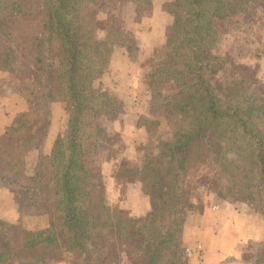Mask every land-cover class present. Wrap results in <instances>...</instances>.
Returning a JSON list of instances; mask_svg holds the SVG:
<instances>
[{"label":"trees","instance_id":"1","mask_svg":"<svg viewBox=\"0 0 264 264\" xmlns=\"http://www.w3.org/2000/svg\"><path fill=\"white\" fill-rule=\"evenodd\" d=\"M250 1L163 0L159 10L171 17L166 26V58L146 72L155 93L150 105L159 113L154 118L137 117L142 130L137 147L143 150L163 123L171 125L174 133L169 141L153 146L157 154L148 156L140 168L120 164L115 172L121 195L127 184L134 183L146 197L137 215L123 224L118 215L125 212L111 208L112 192L106 193L100 160L120 141L115 123L122 120L123 110L116 108L106 88L92 89V84L101 82L114 47L127 54L135 47L131 20L121 10L134 6L137 12L151 2L42 0L41 31L25 43L29 53L19 57L35 53V67H28L32 71L24 72L19 62L17 76L28 111L0 136V188L12 194L21 222L33 215L47 217L48 222L28 231L21 222L15 226L0 220V264L112 261V248L119 241L127 244L133 264H188L184 225L211 199L244 203L264 217V98L249 97V84L225 81L224 72L218 82L213 78L219 77L214 76L218 69L211 67L209 77L215 84H229L218 88L230 95L222 103L207 77L199 73L203 63L209 66L218 58L210 56L217 27L242 13ZM20 7L21 0H0V35L7 42L5 14L14 16ZM89 7L95 11H87ZM7 50L10 59L5 58L3 69L12 72L9 60L14 63L17 57L11 48ZM235 95L241 102L232 105ZM53 102L67 107V128L56 139L50 157L40 156L33 174L27 176L26 157L34 147L42 148ZM193 158L207 173L198 174L195 166L191 169ZM188 178H206L211 189L220 187L204 199L198 190L189 196ZM253 246L252 264H264V243Z\"/></svg>","mask_w":264,"mask_h":264},{"label":"rangeland","instance_id":"2","mask_svg":"<svg viewBox=\"0 0 264 264\" xmlns=\"http://www.w3.org/2000/svg\"><path fill=\"white\" fill-rule=\"evenodd\" d=\"M105 1H107L109 4L113 2V0ZM150 2V7L142 5L136 8L138 10L137 12L136 10H134V6H130L128 9L125 8L121 10L122 12L128 13V18L131 20L130 28L132 31V33H130V36L134 38L135 47L128 53V55H130L131 61L133 59H136L140 64L142 62L141 65L144 66V72H149L151 70L150 67H155L165 60L167 51V48L165 46L167 25L165 24H167V22L169 23L171 20V17L169 15L159 10V8H161L162 6L163 0H150ZM121 5L122 4H120L119 7ZM131 5H133V3ZM42 7V0H21V7L19 12L15 13L14 16H7V14H5V17L7 18H5L6 30L9 33L10 39L7 42L0 35V69L4 68L5 62L7 63V61H5V58L10 59V57H7V49L9 48L13 50L15 56L17 57V61L12 63V61L9 60V65H11V68L13 67L12 72L7 71V69H3L7 71L9 79L6 82L4 81L3 85L0 86L1 93H6V85L10 83H12L13 86L16 87V90L19 92L20 87L19 81L17 80V76L21 74V72H19V62H22L21 64L23 65L24 72H31L32 70L28 69V67H35V63L32 59L35 58V53H33L34 57L30 55H28L26 58L24 57L23 59H20L19 57L21 53H29L30 48L25 43H27L32 38V36L41 31ZM89 9L91 10H87L89 12L95 11V9L91 7H89ZM216 30L217 31L214 37L213 46L210 48V56H218V58L216 61H211L209 63V66L203 63L205 58H201L200 63H203V69L199 73L207 77L208 85L210 84L209 86H211L216 91L217 96H219V98L222 100V103L226 101V97L230 98V95H223L219 93V89L222 90L226 85H229L225 83V81L231 80V78L234 81L241 80L249 84V91L247 90V94L249 97L253 99H257L258 97L264 98V0H251L244 8V11L242 13L231 16L224 23L219 25ZM138 37L142 39L141 43L138 42ZM128 39L130 40V38ZM180 40L182 39L180 38ZM113 49L119 50L120 47H114ZM120 51L122 50L120 49ZM113 58L117 57L114 56ZM109 61L108 65L110 67L119 68V70L124 69V66L120 61L117 62L116 60V66L115 64L114 66H111V61ZM211 67L218 69L217 72H215L216 75L214 76L219 77H213L216 80H220V76L223 74V72L225 73L226 79L224 82L222 81L224 84H215L216 80L213 81V78L211 79L209 77L211 72L208 70L211 69ZM37 68H39V66ZM141 81L144 87V91L142 88L141 98L143 97L144 93L147 97H149L148 101L146 102L147 105L144 108L145 114L143 116L147 118H154L156 116L155 114L159 112L158 110L153 109L152 105H150L151 100L155 97V93L153 92V87L148 84L147 73L143 75ZM100 85L103 86V83L100 81L94 82L92 84V89H97ZM107 91L108 93H110L109 95L112 97L116 108H120L122 106V112L123 103L118 100L117 97H115L112 91ZM238 102H241V100L235 95V97L231 101V104L235 105ZM65 111L67 115L66 106ZM261 118L264 119V115L261 116ZM257 122H260V119L257 120ZM173 133V127L169 124L163 123L159 129L157 128L154 132H152V134L150 135L152 137H150V139L148 137L143 150L137 147L135 154H133V152H130L129 157L126 155L124 157L122 155V146H120V143H118L117 149H114L112 147V150H110L109 152H104L101 157L104 160H108L109 163L107 164H110V166L111 164H114L115 167L118 164H124V166L138 169L141 167L145 159L148 158V156H152L153 154L158 152V148L156 150V148H153V146L156 145L157 142L169 141ZM196 149L197 146L191 152L192 156H194V151ZM114 151L116 152L114 153ZM42 157L45 160L49 158L47 157V153H43ZM196 158L201 160L200 157ZM191 160H193V162L190 164L191 169L195 166V172H199L198 174L207 173L206 171H204L206 167L203 164L198 163L199 160L198 162L197 160H195V158ZM110 170H112L111 167L107 168L106 172H111ZM187 181V192L189 196H194L195 191L198 190L197 192L201 195V199H204L205 195H207L208 193H214L213 190H218V188L220 187L219 185L218 188L211 189V186L205 185L206 178H202L199 180H191L188 178ZM218 182L222 186V182ZM200 189L202 190L199 191ZM241 197H243V193ZM240 201L242 202L243 199L240 198ZM198 203L200 204V200ZM118 218L120 220H123L124 224L125 219L128 220L130 217L128 216V213H124V216H121L120 214L118 215ZM112 249V254L114 256L112 261H110L111 259L100 260L98 258L99 262H94V264L134 263V258L130 256L127 244L125 242L119 241ZM246 254L247 257L251 255V253L248 252V249L246 251ZM57 263L65 264V262L63 261L50 262L49 264Z\"/></svg>","mask_w":264,"mask_h":264},{"label":"crops","instance_id":"3","mask_svg":"<svg viewBox=\"0 0 264 264\" xmlns=\"http://www.w3.org/2000/svg\"><path fill=\"white\" fill-rule=\"evenodd\" d=\"M168 25V22L167 24ZM142 39L138 37V42ZM120 49L122 51H120ZM113 50L110 56L111 66L116 60L121 62L124 69L108 67L101 82L103 87L112 93L123 103L122 120L115 123L117 131L120 132V146L122 155L135 154L142 130L136 124V119L144 115V108L148 98L144 91L141 78L146 73L136 59L131 61L130 55L120 48ZM115 54V55H114ZM117 58H113V57ZM113 58V60H112ZM109 61V62H110ZM117 64V63H116ZM115 64V66H116ZM6 70L0 69V86L8 81ZM6 93L0 92V136L9 128L19 115L28 111L27 102L23 99L12 83L6 85ZM138 97V98H137ZM147 99V100H146ZM50 125L44 140L43 148L34 147L25 160V171L31 176L37 165L39 157L47 153L50 157L56 139L61 136L67 128V115L65 105L61 102H53L50 105ZM117 149V145L113 146ZM116 151H114L115 153ZM34 159V161H33ZM101 175L107 177L106 190L109 195L112 192L110 204L128 213L129 217L136 216L138 209L145 205L146 197L137 184H127L123 195L117 188L115 172L116 167L101 157ZM111 167V172L106 169ZM109 192V193H108ZM203 209V212L193 215L191 222L188 218L183 228L184 252L188 264H252L255 251L253 245L264 243V217L251 210L246 204L236 205L228 201H213ZM0 220L8 225H18L21 218L17 212L12 194L0 188ZM48 218L44 216L23 217L22 226L25 229L35 230L39 226H46ZM251 253L249 257L246 251ZM64 264V263H57ZM263 264V263H260Z\"/></svg>","mask_w":264,"mask_h":264}]
</instances>
